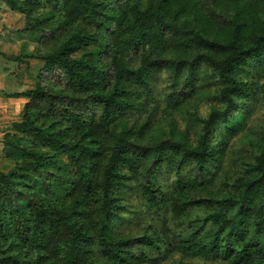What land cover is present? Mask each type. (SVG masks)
<instances>
[{"label": "trees", "instance_id": "obj_1", "mask_svg": "<svg viewBox=\"0 0 264 264\" xmlns=\"http://www.w3.org/2000/svg\"><path fill=\"white\" fill-rule=\"evenodd\" d=\"M5 2L29 13L22 0ZM66 12V22L77 21V26L41 59L46 67L53 65L63 73L66 86L78 100L91 97L96 113L86 123L72 111L66 119L69 129L51 132L24 119L4 136L7 156L21 160L0 172V242L10 241L6 250L0 246V254H4L0 264L20 260L23 264H149L172 253L198 259L220 256L226 264H264L259 239L264 234V136L256 139V152L252 158L241 159L239 172L227 185L209 190V181L178 179L165 195L147 162L148 157L154 163L162 160L164 141L149 140L138 150L134 132L141 129L134 130L124 115L135 105L125 96V83L131 77L144 81L151 70H173L175 81L167 97L175 102L197 89L192 81L178 85L176 78L184 66L202 63L209 67L220 84L214 95L222 107L211 108L201 119L195 143L178 132V138L168 145L169 151L180 155V162H190L198 172H206L215 125L236 108L234 95L241 90L238 72L251 61L261 64L259 68L264 64V0H117L113 5L110 0H70ZM110 21H115L117 36L111 46V71L107 72L100 50L88 46L102 42V31ZM31 28L40 30L34 23ZM147 45L152 48L145 52ZM133 47L139 53L137 66H130L120 56ZM154 51L171 52L172 58L159 61L150 57ZM203 81L211 84L207 76ZM38 94L35 89L10 96ZM67 130L69 135L61 133ZM19 133L38 139L43 148L21 147ZM59 155L61 166L56 169L53 163ZM139 172L144 173L138 184L144 199L151 205L166 206L172 218L187 228L184 235L174 236L173 243L166 241L164 248L161 235L146 231L143 242L159 255L153 258L131 251V238L114 234L109 225L119 207L115 189ZM42 174L59 176L55 180L64 188L57 192L53 185L48 186L35 203L21 205L18 187L28 186L32 176ZM14 190L19 196L14 198L16 208L10 210L6 199ZM19 214L23 224L16 217ZM95 245L101 248L98 257L92 254ZM7 249L15 254L7 257Z\"/></svg>", "mask_w": 264, "mask_h": 264}, {"label": "rangeland", "instance_id": "obj_2", "mask_svg": "<svg viewBox=\"0 0 264 264\" xmlns=\"http://www.w3.org/2000/svg\"><path fill=\"white\" fill-rule=\"evenodd\" d=\"M22 1L27 3L28 14L12 9L5 0H0V172L9 170L21 160L20 157L7 156V145L4 142V136L13 132L15 122L27 119L36 127L49 128L50 132L62 131L69 129L71 125L66 121L70 112H76L86 123L96 113V104L91 101V97L78 100L66 86L63 73L53 65L46 67L45 61L41 59V55L56 49L77 26V21L65 20L70 0ZM116 1L110 0V4L113 5ZM32 23L40 30L32 29ZM83 25L86 30L91 29V26ZM114 29L115 21H110L108 27L102 31V42L88 46V49L100 50L101 64L107 72L111 71L108 68L112 54L111 46L117 36ZM151 48L152 46L147 45L145 52ZM141 50L142 47L139 51ZM120 56L130 66L140 64L139 53L135 47ZM150 57L166 62L170 61L172 54L154 51ZM260 66L261 64L251 61L238 72L237 79L241 90L234 95L236 108L230 111L227 116L229 118L217 121L209 139L212 156L207 161V171L203 173L198 172L190 162H180V155L169 151L168 145L173 138H178L176 134L178 132H181L189 143H195L201 119L207 116L211 108L222 107V102L214 95L215 88L220 85L214 72L202 63L195 64L192 68L184 66V71L176 78L178 85L183 86L186 82L192 81L197 89L190 97L175 102L167 97L175 81L171 69L164 67L151 70L144 81L134 77L126 81L125 89L128 94L125 96L135 101V105L131 111L124 112V115L134 130L141 129L134 132L137 149L141 150L149 140L164 141L162 160L154 163L148 157L147 162L152 166V177L165 195L171 193L172 185L178 179H203L205 182L209 181V190L219 189L227 185L239 172L241 159L252 158L256 152V139L264 136V64L262 68H259ZM204 76L211 81L210 85L204 83ZM35 89L40 92L36 97L10 96ZM155 106L157 109L155 108L153 112ZM61 133L69 135L70 132L67 130ZM18 135L21 147L43 148L42 142L38 139L22 133ZM61 157L59 155L53 163L57 165L56 169H60ZM125 170L128 171L126 168ZM53 173L54 171L52 174L49 173L50 176ZM139 173L138 176L121 181L115 189L113 195L119 207L109 225L114 234L127 235L131 238L129 245L131 251H142L153 258L159 255L143 242V234L146 231L161 235L164 241L161 247L164 248L166 241L173 243L174 236L184 235L187 228L180 226L177 220L172 218L166 206L151 205L144 199L138 189L139 182L144 180V173ZM47 175L32 176L28 186L18 187L22 192L21 205L25 206L27 202L35 203L37 199L43 197L48 186L53 185L52 188L57 192L64 188L55 180L59 179V176L51 178ZM16 196H19V193L14 190L6 199L10 210L16 208L17 202L14 200ZM16 217L23 224L22 215ZM259 239L264 249V234H260ZM9 245V240L5 243L0 242L1 248L5 250ZM4 253L6 256L15 254L14 250L8 249ZM92 254L98 257L101 248L95 245ZM3 255L0 254V257ZM17 264L23 263L20 260ZM149 264H226V262L220 256L198 259L172 253Z\"/></svg>", "mask_w": 264, "mask_h": 264}]
</instances>
